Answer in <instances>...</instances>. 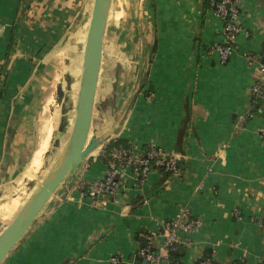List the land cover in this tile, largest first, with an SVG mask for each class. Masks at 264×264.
Segmentation results:
<instances>
[{
	"label": "crops",
	"instance_id": "crops-1",
	"mask_svg": "<svg viewBox=\"0 0 264 264\" xmlns=\"http://www.w3.org/2000/svg\"><path fill=\"white\" fill-rule=\"evenodd\" d=\"M138 1L137 43L123 52L110 48L105 60V31L89 134L102 143L70 170L1 264H111L114 255L138 264L139 234H154L151 244L161 248L163 222L183 207L200 221L179 233L183 264L204 256L215 264L264 261V101L253 106L260 71L245 58L262 51L264 0H240L239 22L249 35L238 36L225 63L210 49L223 29L212 0ZM93 3L0 0V196L26 178L39 144L43 90L59 64L75 58L83 67ZM121 55L129 62H119ZM250 108L254 115L236 128ZM112 138L125 139L135 155L155 145L175 155L179 168H153L142 183L127 170L124 183L92 207L78 184L104 176L109 160L99 159Z\"/></svg>",
	"mask_w": 264,
	"mask_h": 264
},
{
	"label": "built area",
	"instance_id": "built-area-1",
	"mask_svg": "<svg viewBox=\"0 0 264 264\" xmlns=\"http://www.w3.org/2000/svg\"><path fill=\"white\" fill-rule=\"evenodd\" d=\"M240 0H212V6L217 16L223 20L221 41L214 43L210 49L217 51L221 63H225L235 52L238 36L245 32L249 35L242 24L239 22L241 16ZM264 54V44L261 53L246 52L245 58L250 65H258L260 76L251 87L253 106L260 101H264V63L261 57ZM255 108V107H254ZM254 115V109H248L236 122V128H242L248 118ZM107 143L102 145V154L105 153ZM111 157L108 162V170L101 178L91 182H80L78 189L81 197L90 199V206L96 207L101 203L102 195L112 193L124 183V174L130 170L137 177L139 183L145 181L147 174L153 169H161L167 172H176L178 170V158L170 155L163 149L150 145L148 150L139 155L134 154L133 148H127L123 144L114 146L110 152ZM200 226L199 219L195 218L188 207L181 210L162 224V235L164 236V245L157 248L158 252L151 251L150 245L144 246L138 252V255L147 260V264H179L170 260L169 253L176 250L184 242L180 236V231L191 232ZM140 237L151 243L154 236L152 233L141 232ZM111 264H125L124 260L114 255L110 258ZM201 264H213L211 259L202 260ZM237 264H244L239 262ZM257 264H264L259 261Z\"/></svg>",
	"mask_w": 264,
	"mask_h": 264
},
{
	"label": "rangeland",
	"instance_id": "rangeland-1",
	"mask_svg": "<svg viewBox=\"0 0 264 264\" xmlns=\"http://www.w3.org/2000/svg\"><path fill=\"white\" fill-rule=\"evenodd\" d=\"M139 7L140 3L138 0H111L107 18V50L105 60L107 57L111 56V54L108 53L110 48H118L117 50L123 52V49L130 47L129 43L131 41L135 40L134 44L138 41L135 36L140 33V29L142 28L140 18L138 17L140 12ZM117 58L120 59L121 61L119 62L123 64L129 62L128 58L123 55ZM74 59L70 58V64L61 62L58 66L57 75L56 71L54 72L56 77L55 81L51 83V86H47L43 90V100L39 107V126L42 128L45 122L50 121L53 127V136L50 138L49 146L44 149V151L40 148L42 130L40 131L38 144L40 150L38 148L35 155L33 153V161L37 156L39 157L40 154L42 155L40 157H43L40 168L35 170L33 177H26L19 184L14 181L9 187L10 190L2 194L3 196H0V204H4L5 202L9 203L12 199L17 197L8 210L9 216H0V234L14 218L17 213L16 211L25 204L33 191L39 186L43 178L59 164L67 150L76 116L77 99L83 68L82 62L74 61L73 63ZM115 94V89L113 88L110 91V101L113 102L115 100ZM116 106V103L106 104V107L110 110ZM95 117L99 119L98 111H96ZM66 121L68 122L67 124ZM33 155L30 156L29 159H32ZM31 165L32 163L29 165L30 167L28 166L26 168V173L31 170ZM1 209L0 205V210ZM14 212L15 214H13Z\"/></svg>",
	"mask_w": 264,
	"mask_h": 264
},
{
	"label": "water",
	"instance_id": "water-1",
	"mask_svg": "<svg viewBox=\"0 0 264 264\" xmlns=\"http://www.w3.org/2000/svg\"><path fill=\"white\" fill-rule=\"evenodd\" d=\"M110 3L111 0H94L93 3L84 51L76 116L67 150L59 164L43 178L39 186L0 234V264L24 237L53 194L65 183L70 170L81 164L102 143L100 138H90L89 134ZM141 263L147 264V260L138 261V264Z\"/></svg>",
	"mask_w": 264,
	"mask_h": 264
},
{
	"label": "trees",
	"instance_id": "trees-1",
	"mask_svg": "<svg viewBox=\"0 0 264 264\" xmlns=\"http://www.w3.org/2000/svg\"><path fill=\"white\" fill-rule=\"evenodd\" d=\"M1 93H2V92H1ZM118 144H123L125 147L130 148V145H128V142L125 141V139H123V138H112V139H110V140L107 142V148H106V151H105V153L103 154V156H102L99 160H101L102 162H107V161L110 159V157H111L110 152H111L112 148H113L114 146L118 145ZM148 148H149V147H148ZM148 148H147L146 150H148ZM178 168H179V163H178ZM162 171H164V172L167 173V174L170 173V172H167V171H165V170H162ZM142 240H143V244H144V246H148V245H150V247H151V251L156 252V253L158 252V249L155 248V247H153L152 244L149 243L148 240L143 239V238H142ZM144 246H142L141 248H143ZM141 248H140V249H141ZM169 256H170V260H171L172 262H178L179 264H183V262H182V258H181V253H180V251H179V247H178L176 250L171 251V252L169 253ZM136 259H137V261H143V260H144V258L140 257L139 255H136ZM205 259H211L212 263L215 264L214 260H213L212 257H210V256H209V257H208V256H204V257L201 259L200 264H201L202 260H205ZM237 263H238V262H237ZM237 263H236V264H237Z\"/></svg>",
	"mask_w": 264,
	"mask_h": 264
},
{
	"label": "bare ground",
	"instance_id": "bare-ground-1",
	"mask_svg": "<svg viewBox=\"0 0 264 264\" xmlns=\"http://www.w3.org/2000/svg\"><path fill=\"white\" fill-rule=\"evenodd\" d=\"M41 130H42V137H41V141H40V148L44 150V149H46L49 146L50 138L53 136L52 135V133H53V127H52L50 121L45 122L44 125H43V127L41 128ZM40 148H39V150H40ZM41 153H43V152H41ZM40 156H42V155L40 154L39 157L37 156L34 159V161L32 162V165H31V170L28 171L27 173H25V175H26L27 178L33 177L35 170H37V169L40 168L41 162L43 160V157H40ZM11 201L9 203L8 202H5L4 204L1 205V208H2L0 210V216L1 217H8L9 216L8 210L12 206V204L15 202L14 200H11ZM12 211H13V209H12Z\"/></svg>",
	"mask_w": 264,
	"mask_h": 264
}]
</instances>
